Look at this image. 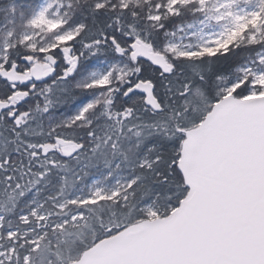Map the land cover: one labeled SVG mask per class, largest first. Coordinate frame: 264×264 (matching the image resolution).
Returning <instances> with one entry per match:
<instances>
[{
    "label": "snow or ice",
    "instance_id": "6c2138e0",
    "mask_svg": "<svg viewBox=\"0 0 264 264\" xmlns=\"http://www.w3.org/2000/svg\"><path fill=\"white\" fill-rule=\"evenodd\" d=\"M0 264H264V0H0Z\"/></svg>",
    "mask_w": 264,
    "mask_h": 264
}]
</instances>
